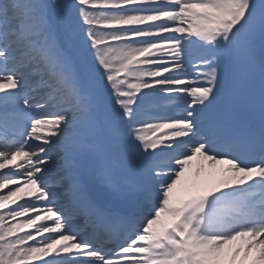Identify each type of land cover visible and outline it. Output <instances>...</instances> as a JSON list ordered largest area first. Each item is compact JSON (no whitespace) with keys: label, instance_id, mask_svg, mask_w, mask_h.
<instances>
[{"label":"snow or ice","instance_id":"obj_1","mask_svg":"<svg viewBox=\"0 0 264 264\" xmlns=\"http://www.w3.org/2000/svg\"><path fill=\"white\" fill-rule=\"evenodd\" d=\"M37 261L264 264V0H0V264Z\"/></svg>","mask_w":264,"mask_h":264},{"label":"bare ground","instance_id":"obj_2","mask_svg":"<svg viewBox=\"0 0 264 264\" xmlns=\"http://www.w3.org/2000/svg\"><path fill=\"white\" fill-rule=\"evenodd\" d=\"M33 79H34L33 77L29 76L28 73L25 72V80H26V82L31 84ZM41 97H42L41 94L39 96L34 97V101L40 100ZM40 110L41 109H38L37 110L38 112H36L34 114L39 115L41 113ZM192 165L193 166L197 165L196 178H197V181L199 180V183H201V182L214 183L215 182V172L219 171V170H222V169L227 167V165L224 164V163L217 164L214 167H212V166H210L208 161L203 160L202 158H197L196 160H194L192 162ZM187 180L190 181V182L192 181L191 171L189 169H188V171L186 173V176H185V181H187ZM11 187H16V186H11ZM102 188L103 187L101 185H99L98 183H94V185H93V190H94V192L96 191V193L103 192L104 189H102ZM5 191H7V190H5ZM21 202H23V201H21ZM13 207H15V206H13ZM57 207H59V205H57ZM33 215H35V214H33ZM49 223H51V222H49ZM38 239H41V237H38ZM32 243H35V242L33 241ZM34 264H42V262L37 261V262H34Z\"/></svg>","mask_w":264,"mask_h":264},{"label":"rangeland","instance_id":"obj_3","mask_svg":"<svg viewBox=\"0 0 264 264\" xmlns=\"http://www.w3.org/2000/svg\"><path fill=\"white\" fill-rule=\"evenodd\" d=\"M35 102V101H34ZM43 110L41 109L40 110V112H42ZM36 112H38V111H36ZM35 112V113H36ZM189 170L191 171V177H192V181L190 182V181H188L189 183H199V180L197 181V178H196V174H197V165L196 166H191L190 168H189ZM5 171H7V170H5ZM223 169L222 170H219V171H216L215 172V181H218L220 178H222V176H223ZM190 179V178H189ZM186 181V182H187Z\"/></svg>","mask_w":264,"mask_h":264}]
</instances>
